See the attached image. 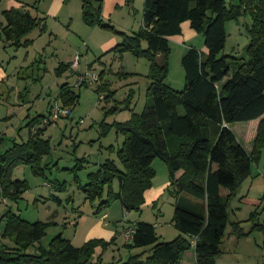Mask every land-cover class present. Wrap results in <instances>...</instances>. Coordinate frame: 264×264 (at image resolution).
Masks as SVG:
<instances>
[{
  "label": "trees",
  "instance_id": "obj_1",
  "mask_svg": "<svg viewBox=\"0 0 264 264\" xmlns=\"http://www.w3.org/2000/svg\"><path fill=\"white\" fill-rule=\"evenodd\" d=\"M93 1L82 0L84 23L113 29L102 21L100 0L96 5ZM3 15L7 25L0 27V34L13 47H29L34 41L28 36L39 26L41 31L46 30L45 18L33 16L25 5L12 7ZM243 15H249L253 22L249 59L221 56L227 41V21ZM186 22L190 29L204 35L207 53L193 47L184 53L185 88L176 91L165 81L169 39L181 35ZM120 34L122 42L115 47L118 51L150 62L149 103L140 114L134 113L129 121L117 124L126 136L118 151L123 169L107 160L88 175L83 191L91 200L101 199V208L119 200L128 210H138L144 192L152 187V163L157 158L163 160L169 168V192L175 199L173 223L182 235L159 241L155 225L139 222L134 226L130 247L149 249L122 264H183L189 251L194 252L196 264H215L223 254L230 201L264 150V0H239L238 4L234 0H144L142 29L131 35ZM63 70L62 64L57 75ZM59 98L64 107L78 102L67 83L61 86ZM55 109L44 128H37L40 117L31 119L28 140L14 142L0 153V196L4 199L17 202L29 190L27 181L13 179L17 167L28 165L35 175L45 176L42 158L51 153V142L42 135L53 123ZM256 120L260 122L254 148L249 152L231 126ZM3 141L0 135V145ZM114 182L118 183L117 192ZM61 186L65 188V184ZM107 187L108 195L103 199ZM223 190L228 194L223 195ZM3 224L2 238L16 246L0 244V264H101L92 262L93 243L77 248L61 235L54 238L49 249L40 247L38 253H28L44 237L49 224L30 223L11 209L0 217V228ZM254 227L264 229L261 225ZM231 235L240 240L249 233L240 222H234Z\"/></svg>",
  "mask_w": 264,
  "mask_h": 264
},
{
  "label": "rangeland",
  "instance_id": "obj_2",
  "mask_svg": "<svg viewBox=\"0 0 264 264\" xmlns=\"http://www.w3.org/2000/svg\"><path fill=\"white\" fill-rule=\"evenodd\" d=\"M18 2L27 5L33 16L45 18L46 30L41 31L39 26L28 36L33 44L20 48L11 46L0 34V135L4 138L0 153L14 142L28 140L27 124L31 119L40 117L37 128H44L56 106L67 110L69 117H61L56 123L52 121L42 135L51 142V153L42 158L45 176L35 175L28 165L14 170L13 179L27 181L29 190L17 202L0 196V217L11 209L30 223L49 224L44 237L28 253L36 254L40 247L49 249L54 238L61 235L77 248L93 243L92 262L101 264H122L149 249L131 248V240L125 237L139 222L155 225L159 241H172L181 236L173 223L175 199L169 192V168L159 158L152 163L155 171L152 187L144 192V201L138 210H128L119 200L101 208V199L87 198L82 188L88 183V175L97 172L107 160L123 169L118 151L126 136L117 129V124L129 121L134 113L140 114L149 103L150 62L115 48L122 42L120 33L131 35L142 29L144 0H100L102 21L114 30L86 25L82 19V0H0L1 28L7 25L3 12L16 7ZM234 2L238 4L239 0ZM96 3L94 0L93 4ZM252 24L249 15L227 21V41L221 56L241 61L249 59ZM190 31L192 35L183 31L169 39L165 81L176 91L185 88L184 53L191 47L207 53L204 35ZM76 58L78 67L74 69L72 63ZM67 60H71L69 68ZM62 64L63 73L57 75ZM94 75L99 76L97 82L77 84L81 76L89 82ZM65 83L78 96L75 106L62 105L59 95ZM114 108L118 109L114 111ZM256 122L231 126L249 152L254 148ZM113 189L118 191L117 182ZM108 191L107 187L103 199L107 198ZM227 194L223 190V195ZM229 219L223 249L234 237L232 223L240 222L249 235L238 240V250L220 255L215 264H261L264 229L254 226L264 228V150L253 163L251 175L231 199ZM3 231L4 224L0 228V244L15 247L13 241L2 238ZM184 261L196 264L187 254Z\"/></svg>",
  "mask_w": 264,
  "mask_h": 264
},
{
  "label": "crops",
  "instance_id": "obj_3",
  "mask_svg": "<svg viewBox=\"0 0 264 264\" xmlns=\"http://www.w3.org/2000/svg\"><path fill=\"white\" fill-rule=\"evenodd\" d=\"M15 3H13V5H14ZM25 4L24 3H22V2H18V5L16 6V7H22V6H24ZM26 6V8H27V5H25ZM10 8H12V7H10ZM182 28H183V31L187 34V35H192L193 34V32L192 31H190V25H189V23L187 22V23H184L183 24V26H182ZM173 38V37H172ZM171 39V38H170ZM72 60V59H71ZM71 60H67L68 62V64H71L70 62H71ZM257 122L255 123V126H257L258 127V124H259V122H260V120H256ZM182 174V172H180L178 175H181ZM224 245V244H223ZM239 245H240V242L236 239V238H230V240H229V242L226 244V247L223 249V256L225 255H227L230 251H236V250H238L239 249ZM189 257H190V260L192 261V260H196V257H195V254H194V252L193 251H189V252H187L186 253ZM185 254V255H186ZM183 264H192V262H190V261H188V262H185L184 260H183ZM261 264H264V260L262 261V263Z\"/></svg>",
  "mask_w": 264,
  "mask_h": 264
},
{
  "label": "built area",
  "instance_id": "obj_4",
  "mask_svg": "<svg viewBox=\"0 0 264 264\" xmlns=\"http://www.w3.org/2000/svg\"><path fill=\"white\" fill-rule=\"evenodd\" d=\"M78 58H76V60L72 63V67L74 69H76L78 66ZM99 76L98 75H94L93 78H90V81L88 82V78H85V76H81L79 79H78V82L77 84H83V83H86V84H92L93 82H97L99 80L98 78ZM102 99V97H101ZM69 115V112L67 110H62V109H59L58 107L53 111V114L51 116V119L52 121H58L59 120V117L60 116H63V117H66ZM0 188H1V185H0ZM135 232V228L134 226H132L126 233H125V237L128 239V240H131L132 239V236Z\"/></svg>",
  "mask_w": 264,
  "mask_h": 264
}]
</instances>
